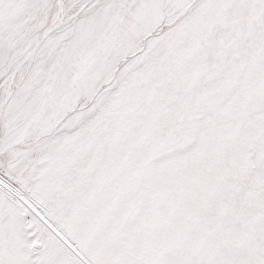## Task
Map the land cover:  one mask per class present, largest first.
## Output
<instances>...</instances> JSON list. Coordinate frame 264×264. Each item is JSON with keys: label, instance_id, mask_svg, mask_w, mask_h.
Returning a JSON list of instances; mask_svg holds the SVG:
<instances>
[{"label": "snow or ice", "instance_id": "1", "mask_svg": "<svg viewBox=\"0 0 264 264\" xmlns=\"http://www.w3.org/2000/svg\"><path fill=\"white\" fill-rule=\"evenodd\" d=\"M0 264H264V0H0Z\"/></svg>", "mask_w": 264, "mask_h": 264}]
</instances>
